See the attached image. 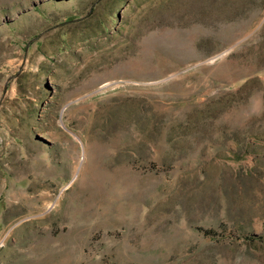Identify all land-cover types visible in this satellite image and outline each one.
Listing matches in <instances>:
<instances>
[{
	"label": "rangeland",
	"instance_id": "374dc122",
	"mask_svg": "<svg viewBox=\"0 0 264 264\" xmlns=\"http://www.w3.org/2000/svg\"><path fill=\"white\" fill-rule=\"evenodd\" d=\"M0 264H264V0H0Z\"/></svg>",
	"mask_w": 264,
	"mask_h": 264
}]
</instances>
